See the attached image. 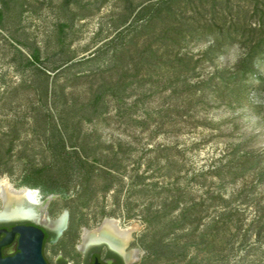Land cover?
Masks as SVG:
<instances>
[{"label":"rangeland","instance_id":"374dc122","mask_svg":"<svg viewBox=\"0 0 264 264\" xmlns=\"http://www.w3.org/2000/svg\"><path fill=\"white\" fill-rule=\"evenodd\" d=\"M129 2L0 0V180L51 195V215L67 209L71 230L107 217L136 225L132 264H264L253 222L264 213V78L245 105L207 95L246 54L232 41L195 75H130L115 55ZM218 5L264 20V0ZM256 71L264 77V54Z\"/></svg>","mask_w":264,"mask_h":264},{"label":"trees","instance_id":"16d2710c","mask_svg":"<svg viewBox=\"0 0 264 264\" xmlns=\"http://www.w3.org/2000/svg\"><path fill=\"white\" fill-rule=\"evenodd\" d=\"M129 1L120 22L125 26L117 34V38L122 40L121 47L115 55L117 61L123 62L127 71H131L130 75L153 74L158 67L164 66L171 67L176 75H195L201 60H213V53L220 55L226 51L224 44L238 42L246 49V54L234 65L229 76L222 78L223 81L207 85V95L220 97L232 107L252 101L247 90L251 91L256 78H264L256 71L257 59L264 54V20L259 25H253L251 18L254 11L247 5L233 11L227 10L228 5H218V0H186L192 2L191 9L186 8L187 2L182 4L183 0H144L136 5L133 0ZM208 1L210 7L207 6ZM189 40L211 44L201 56L195 57V53L183 51ZM32 57L40 59L37 52H33ZM116 87L120 84L118 86L117 83ZM112 88L115 85L106 84L103 92ZM193 88L195 85L190 84L185 90L188 93L186 97L194 94ZM173 92L182 95L176 87ZM37 172L39 175L40 171ZM37 175L28 174L25 181L35 185ZM253 222L258 223L257 233H264V213ZM226 223L228 221H223V224Z\"/></svg>","mask_w":264,"mask_h":264},{"label":"flooded vegetation","instance_id":"af4514ba","mask_svg":"<svg viewBox=\"0 0 264 264\" xmlns=\"http://www.w3.org/2000/svg\"><path fill=\"white\" fill-rule=\"evenodd\" d=\"M40 195L43 204L41 207L35 205L39 216L38 218L32 216H0V228L4 227L9 231L15 225L25 224L46 229L44 253L49 264H96L98 259L102 260V264H132L134 260H130L126 254L131 248L129 243L119 246L117 243L110 242L107 239L85 240L84 229L87 226H82L81 229L71 230L69 228L70 212H68V219L64 226V211L57 216L51 215L48 195L44 193H40ZM29 204L28 201L25 202V205ZM59 217H61V220L55 222ZM101 224L102 222L98 226ZM5 235V230L0 231V240ZM19 236L20 233L16 232L10 242L1 245L0 251L4 256L14 254L19 250ZM55 248L57 252L54 253L53 250Z\"/></svg>","mask_w":264,"mask_h":264},{"label":"bare ground","instance_id":"6f19581e","mask_svg":"<svg viewBox=\"0 0 264 264\" xmlns=\"http://www.w3.org/2000/svg\"><path fill=\"white\" fill-rule=\"evenodd\" d=\"M0 198L3 201V207L0 209V216L3 217L32 216L38 218L39 216L35 205L41 207L43 204L38 189L25 186L17 188L7 179L0 180ZM26 201H29L30 204L25 205ZM60 220L61 217L56 219L55 222H59ZM136 227V225H122L119 219L107 217L104 218L102 224L96 228L90 229L86 227L84 229V237L85 240L107 239L110 242L122 246L123 244L127 245L132 240V234ZM139 253V249L133 247L126 252L130 260L137 259Z\"/></svg>","mask_w":264,"mask_h":264},{"label":"water","instance_id":"95a60500","mask_svg":"<svg viewBox=\"0 0 264 264\" xmlns=\"http://www.w3.org/2000/svg\"><path fill=\"white\" fill-rule=\"evenodd\" d=\"M51 195H48V199ZM28 203H30L28 201ZM68 219V210H64L63 224L65 226ZM103 222V220H102ZM5 230L6 235L0 240L1 245L10 242L14 233L19 232V250L14 254L4 256L0 251V264H49L44 253L46 229L36 227L34 225L19 224L12 227L11 230ZM61 230V229H60ZM96 264H102V260H97Z\"/></svg>","mask_w":264,"mask_h":264}]
</instances>
